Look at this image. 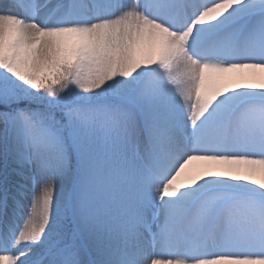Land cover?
I'll return each instance as SVG.
<instances>
[{"label":"snow or ice","instance_id":"6c2138e0","mask_svg":"<svg viewBox=\"0 0 264 264\" xmlns=\"http://www.w3.org/2000/svg\"><path fill=\"white\" fill-rule=\"evenodd\" d=\"M0 264H264V0H0Z\"/></svg>","mask_w":264,"mask_h":264},{"label":"rangeland","instance_id":"374dc122","mask_svg":"<svg viewBox=\"0 0 264 264\" xmlns=\"http://www.w3.org/2000/svg\"><path fill=\"white\" fill-rule=\"evenodd\" d=\"M30 202H31V198H29V204H30Z\"/></svg>","mask_w":264,"mask_h":264}]
</instances>
